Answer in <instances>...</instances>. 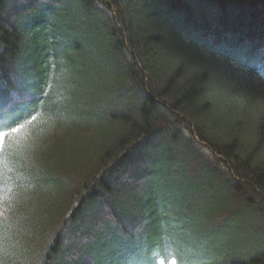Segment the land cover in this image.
Here are the masks:
<instances>
[{
  "label": "trees",
  "instance_id": "trees-1",
  "mask_svg": "<svg viewBox=\"0 0 264 264\" xmlns=\"http://www.w3.org/2000/svg\"><path fill=\"white\" fill-rule=\"evenodd\" d=\"M261 74L264 0H0V264H264Z\"/></svg>",
  "mask_w": 264,
  "mask_h": 264
},
{
  "label": "rangeland",
  "instance_id": "rangeland-1",
  "mask_svg": "<svg viewBox=\"0 0 264 264\" xmlns=\"http://www.w3.org/2000/svg\"><path fill=\"white\" fill-rule=\"evenodd\" d=\"M136 6H137V4H134V8H136ZM143 6H145L144 5V2L143 3H138V7H137V9H134L135 11H137L138 12V14L140 15V16H142V17H144V16H146V17H148L149 18V20H159V18H157V17H152V16H148V13H150L151 11L150 10H145L144 11V14H140L139 12V10H140V8H142ZM133 10V11H134ZM89 34H91V35H93L91 32L89 33ZM70 43H72L71 41H70ZM77 45H79L80 47H82V45L81 44H77ZM100 47V46H99ZM175 61H176V59H175ZM94 62H95V60H94ZM93 62V63H94ZM210 64V68L211 69H213L214 68V70H215V75H217L219 78H221L222 80H224V81H222V82H216L215 83V85H217V86H219L220 88H224V86H225V84L226 85H232L233 87H237V86H239L240 88L242 87V85H240L239 84V82H240V79H238L239 77H240V75H238V76H236V74H235V76H232L231 74H229V72H225V67H223L224 65H225V63L223 64V66L222 65H217L218 63H209ZM67 61H63V65L61 66V68H62V75H65V74H67L66 73V70H64V69H66V67H67ZM75 67H76V64H75ZM90 75H92L93 76V78H94V80H96L97 82L98 81H100L99 80V78L95 75V73H91ZM261 78H264V75H262L261 74ZM260 77H258L257 79L259 80V81H261L260 79H261ZM221 79H218V80H221ZM257 80V81H258ZM233 83H236V84H233ZM255 84L257 83V82H254ZM219 87H216L215 88V86H214V91L213 92H216L218 95L221 93V92H217V90L216 89H218ZM255 87H258V85L256 84L255 85ZM66 94H67V92H66V90L64 91ZM223 93V92H222ZM253 96L251 97V99H253L252 101H250V107H252L253 108V110H255L256 111V114H260V112H264V103L262 102L263 100H262V98H261V96H259L257 93H254V94H252ZM219 97V96H218ZM213 100H214V98H212ZM214 104H217L216 105V110H218L219 111V109H221L222 108V104H224V97H219L217 100H216V102H214ZM221 107V108H220ZM218 113V112H217ZM1 147V146H0ZM54 165H57V166H59V168L61 167V165H62V162H59V160H56V162H54L53 163ZM62 171H59V174L61 175L62 173H61ZM58 173V172H57ZM48 200L47 199H45V202H47ZM52 201H56V199L54 198V199H51V203H52ZM49 206L50 205H48V208H49ZM46 215H47V213H49L50 211H49V209H47V207H46Z\"/></svg>",
  "mask_w": 264,
  "mask_h": 264
},
{
  "label": "bare ground",
  "instance_id": "bare-ground-1",
  "mask_svg": "<svg viewBox=\"0 0 264 264\" xmlns=\"http://www.w3.org/2000/svg\"><path fill=\"white\" fill-rule=\"evenodd\" d=\"M176 20H177V22L178 21H180L179 20V18H176ZM35 22V21H37V19H34V18H32V19H30L29 20V22ZM29 23V27L30 28H32L33 29V27H34V25H33V23ZM180 22H182V20L180 21ZM49 26H48V23H45L44 24V28H48ZM170 28V22L167 20V19H159V22H158V24L157 25H155V28H154V31H156V29H159L161 32H163L165 35H167V31H168V29ZM174 30L175 29H173V30H171V32H174ZM72 31H73V29L72 28H70L68 31H66V34H65V36H66V38L68 39V40H70L71 42H78V39H76V38H74V37H76V36H74L73 34H72ZM169 37L174 41H176L177 43L179 42V43H182V44H184L185 42H184V37H185V35H184V32H178V33H171L170 35H169ZM73 38V39H72ZM192 40H195L194 38H192ZM192 40H190V41H192ZM67 50V48L66 47H63V48H59L57 51H56V53H64L65 51ZM51 53H54V50L53 49H51ZM218 79H219V77L217 76V75H214V81L215 82H217L218 81ZM106 108H108V106H106ZM54 163V162H53ZM55 166V165H54ZM53 166V167H54ZM95 173L96 174H99V172H96L95 171ZM94 173V174H95ZM59 183V184H58ZM63 184V183H62ZM62 184L60 183V182H55L54 183V185H60V186H62ZM83 203H82V201L80 200V201H78L77 203H76V208H79V206L80 205H82ZM55 214H57L56 213V210H54V211H52L51 213H48L46 216H47V224H50V223H55V227H56V229H55V231H56V233L59 235V236H61V235H65V234H69V226H67L68 225V219H66L65 217L63 218V219H59L58 218V216H56ZM53 216V217H52Z\"/></svg>",
  "mask_w": 264,
  "mask_h": 264
},
{
  "label": "snow or ice",
  "instance_id": "snow-or-ice-1",
  "mask_svg": "<svg viewBox=\"0 0 264 264\" xmlns=\"http://www.w3.org/2000/svg\"><path fill=\"white\" fill-rule=\"evenodd\" d=\"M18 129H13V131H17ZM7 134L6 133H0V146H2L3 145V143H4V139H5V136H6ZM171 264H175V261L173 260L172 262H171Z\"/></svg>",
  "mask_w": 264,
  "mask_h": 264
}]
</instances>
